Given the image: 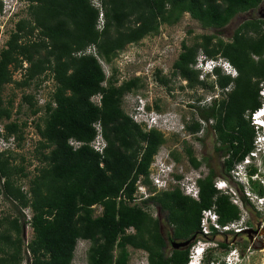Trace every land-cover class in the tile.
I'll return each instance as SVG.
<instances>
[{"label":"trees","instance_id":"obj_1","mask_svg":"<svg viewBox=\"0 0 264 264\" xmlns=\"http://www.w3.org/2000/svg\"><path fill=\"white\" fill-rule=\"evenodd\" d=\"M20 1L26 15L14 21L0 48L2 136L13 135L18 146L25 126V122L9 120L12 99H3L5 85L27 87L49 75L53 89L42 106V117L34 124L39 166L25 190L19 184L27 176L23 166L14 163L12 151L0 152V197L16 212L15 216L0 215V264H22V260L25 264H71L77 240L89 242L86 264H128L127 247L145 252L146 264H185L196 238L207 237L199 235L203 209L213 207L219 224L236 220L239 211L226 194L213 187L211 167L196 181L197 200L181 194L177 187L155 191L149 185L147 168L165 137L160 130L144 129L121 107L125 93L142 87L141 79L133 76L117 82L116 69L111 67L105 76L101 63L111 64L126 45L157 33L162 24H175L184 13L202 28H212L213 33L196 35L189 45L181 42L171 75L184 80L188 88L214 84L227 89L221 99L197 108L200 120L184 124V130L199 141L195 136L201 130L199 121H210L212 150L224 158L220 173L227 177L233 165L253 149L255 131L249 113L261 105L264 20L259 16L245 19L227 40L220 35L236 14L256 8L263 0H97L102 13L98 26L92 0ZM88 47H93L95 55L85 52ZM198 54L226 59L236 75L214 69L211 84L198 80L194 68ZM14 72H19L17 80ZM155 79L162 86L168 83L159 70ZM95 95H99L98 103L92 100ZM20 100L31 114L40 110L33 95L23 94ZM154 109H158L155 104ZM96 122L105 142L101 153L89 146ZM69 139L81 144L73 148ZM182 153L194 169L204 160L196 158L188 145ZM170 156L179 159L175 152ZM138 176L152 194L134 202ZM262 193L258 186L257 194ZM95 206L100 208L98 214H94ZM150 206L155 207V216ZM26 207L31 212V236L24 242L26 222L21 209ZM191 236L194 240L185 249H167L171 241ZM218 247L228 250L230 245L218 241Z\"/></svg>","mask_w":264,"mask_h":264},{"label":"rangeland","instance_id":"obj_2","mask_svg":"<svg viewBox=\"0 0 264 264\" xmlns=\"http://www.w3.org/2000/svg\"><path fill=\"white\" fill-rule=\"evenodd\" d=\"M92 1L97 2V0ZM9 7L11 11L3 15L0 14V48L6 40L14 21L26 15L23 1H19L13 6L10 3ZM255 16H259L264 20V1L254 9L236 14L222 29L221 38L227 40L231 36L233 29L241 21ZM213 32L214 30L212 28H202L197 21L184 13L175 24H162L159 26L157 33L146 35L137 43L126 45L117 53L111 64L101 63V67L105 76H108L110 74V68L114 67L116 69L115 78L117 82L133 76H138L141 79L142 87L135 92L125 93L122 97L121 107L132 120H135L136 113L141 106L147 111L152 110V112H155L158 118L157 128L165 137V142L155 153L157 159L159 155L166 153L164 155H167L165 156L167 163L173 162L175 167L188 170L190 165L182 153L183 146L188 145L191 147L196 158H204L199 166L203 175L206 173L207 167H211L215 172L214 179H223L226 185L237 196H240L241 192L238 185L220 173L219 163L221 162V156L212 150L213 134L210 129V121H199L201 130L195 135L200 139L199 141L195 140L193 135L184 130V124L190 123L191 119L200 120L197 115V108L208 106L213 99H221L224 97L225 90L227 89H220L214 84L210 88L200 85L188 88L184 80L178 76L171 75V64L180 50L181 42L189 45L193 41L194 36ZM194 68L199 69L198 80L205 81L206 84H211L213 77L208 74L205 75L202 72V66L198 64L194 65ZM156 70H159V75L165 76L168 80L166 86L159 85L156 82ZM13 78L17 80L19 78V72H14ZM52 89L53 82L49 75L35 79L27 87L19 88L13 84H7L3 87V99H12L9 120L25 122V126L22 129L23 139L12 151L15 154L14 163L23 166V172L27 173L26 177L19 179V184L24 190L27 187V180L34 174V168L39 166L38 154L34 151L39 137L36 134L34 124L39 122L42 117V106L44 102L49 100ZM23 94H31L34 96L36 106L40 108L37 113L31 114L27 105L21 102L20 98ZM154 104L157 105V110L154 109ZM146 106L148 109H146ZM262 119L264 122V118ZM1 125L2 122H0V127ZM257 133L263 135L264 138V129L257 130ZM171 152L178 154V161L172 160L170 156ZM257 170L258 176L262 177L264 175V157L262 161L260 160V165ZM258 186V183L251 184V191L257 193ZM246 207L244 214L246 224L252 230L258 228V237H254L248 231L242 232L237 236H233L232 234L210 236L209 238L215 241H224L234 251L231 256H227L226 248H213L206 253L202 264L221 263L224 262L226 256L228 259L226 262L228 264H263L264 243L262 240L264 231H261V228L264 227V210L260 212L249 205H246ZM148 210L152 216H155L154 206H150ZM99 211L100 208L95 206L94 214H98ZM3 213H7L10 216L16 215L15 210L10 208L9 203L0 197V215ZM159 217L162 221L160 214ZM161 223L164 224L163 221ZM30 236V228L24 225L22 230L23 241H27ZM88 245V241H76L71 264H86L85 251ZM169 248L170 246L167 247V249ZM127 250L129 252L128 264H145V252L130 247H127ZM236 256L238 258H235ZM22 264H25L24 260H22Z\"/></svg>","mask_w":264,"mask_h":264},{"label":"built area","instance_id":"obj_3","mask_svg":"<svg viewBox=\"0 0 264 264\" xmlns=\"http://www.w3.org/2000/svg\"><path fill=\"white\" fill-rule=\"evenodd\" d=\"M9 1V2H8ZM11 0H0L2 4L1 15L6 12L11 11L10 2ZM14 1V0H12ZM93 6L98 10L97 17V26L102 22V13L101 7L98 2H93ZM86 53L91 52L94 54L93 47H88L85 50ZM199 59L195 62V65L202 66L203 71L206 69H210L213 66H217L221 74L229 75L234 77L236 75L235 69L230 65V63L222 58H207V61L202 63V59L205 58L203 55L198 54ZM198 67V66H197ZM199 70V69H198ZM259 96H264V81L260 84V88L258 91ZM99 95L93 96L92 100L98 103ZM151 113V114H150ZM262 108L261 106L253 110L249 113V119L251 121V125L254 127L255 136H254V147L250 150L241 161L235 163L232 169L229 171L228 176L231 181L240 186V196H237L227 185L223 179H214L213 187L222 194H226L229 198V201L235 205L239 211L238 218L236 220L219 224L217 222V214L214 212L213 207L203 209L201 211L200 219H199V235L207 236L204 239L198 238L193 245L189 247L187 262L185 264H194V260H198L199 257H204L206 253L213 248L218 247V241H215L211 238L212 234L214 235H228V234H240L242 232H246L249 229V226L246 224V220L244 218V214L246 211L245 205H249L253 207L255 210L263 212L264 210V175L262 177L258 176V167L255 172L249 173L248 165L251 163V158L255 156L256 150L260 145V142L263 138V135L257 133V130L264 129V127H260V123H263L264 115H261ZM261 116V119L258 118ZM136 123L140 124L144 129L154 128L157 129L158 118L155 115V112L145 111L144 108H140L136 113L135 120ZM95 135L93 139L90 141L89 146L96 152L101 153L103 147L105 146V142L101 135L100 125L98 122L93 124ZM2 125L0 127V152L2 151H13L16 148V140L13 135H9L6 138L2 136ZM68 143L73 147L79 146L81 143L72 139L68 140ZM175 176H179L176 178ZM203 174L200 168H192L189 167L188 170H182L180 167H175L173 162L165 163L159 158L153 155L148 168H147V180L149 181V185L155 191L168 190L172 187H177L181 194L197 200L198 199V185L196 181L199 178H202ZM260 177V178H258ZM263 178V179H262ZM251 181H255L258 183L259 187L263 191L261 195L257 193H253L251 191ZM152 194L148 190L146 184L142 182V176H138L135 181V191L133 193V201L138 202L140 200L145 199L149 195ZM245 200V205L243 204V200ZM30 209L28 207L22 208L21 212L23 214V219L25 220V226L29 227V221L31 217ZM30 228V227H29ZM234 249L227 250V256H231ZM26 255L29 256L28 251H26ZM224 259V263L228 264ZM72 262V261H71ZM229 262V261H228ZM146 264V260H145ZM213 264H220L219 262H215Z\"/></svg>","mask_w":264,"mask_h":264},{"label":"clouds","instance_id":"obj_4","mask_svg":"<svg viewBox=\"0 0 264 264\" xmlns=\"http://www.w3.org/2000/svg\"><path fill=\"white\" fill-rule=\"evenodd\" d=\"M20 0H14V1H10L11 2V4H12V6L13 5H15L17 2H19ZM1 10H2V4H1V2H0V13H1ZM199 59V55L196 57V60H195V62L197 61ZM202 63L204 62H206L207 61V58L205 57V58H203L202 60ZM214 69H217L218 71H219V68L217 67V66H213L212 68H210V69H206V70H204V71H202L205 75L206 74H208L209 76H212L213 77V75H214V72H213V70ZM220 72V71H219ZM259 88H260V86H259ZM259 99L261 100L260 102H261V108H262V112H263V115H264V96H259ZM141 108H144L143 106H141ZM144 110H145V108H144ZM146 112H147V110H145ZM138 112V111H137ZM264 118V117H263ZM260 127L262 128V127H264V124L263 123H260ZM253 141H254V139H253ZM252 144H253V148H255L254 147V143L252 142ZM161 154V153H160ZM164 154H166V153H163V155L161 154V155H159L158 156V158L160 159V160H162L163 162H165V163H167V161H165V156H167V155H164ZM263 157H264V139H262L261 140V142H260V145H259V147L257 148V150H256V154H255V156L254 157H252L251 158V163L248 165V168L250 169V168H253L255 171H256V169H257V166H259L260 165V160L262 161L263 160ZM254 171V172H255ZM203 256L202 257H199V259L198 260H194V264H202V262H203ZM235 258H238V256H236ZM222 264H225L224 262H222Z\"/></svg>","mask_w":264,"mask_h":264},{"label":"water","instance_id":"obj_5","mask_svg":"<svg viewBox=\"0 0 264 264\" xmlns=\"http://www.w3.org/2000/svg\"><path fill=\"white\" fill-rule=\"evenodd\" d=\"M250 229H248L247 231H249ZM261 231H264V227L261 228ZM194 240V236H191L189 239L183 240V241H171L170 242V247L171 248H182L185 249L190 242H192ZM263 243H264V235H263ZM261 246H263V244H261Z\"/></svg>","mask_w":264,"mask_h":264},{"label":"flooded vegetation","instance_id":"obj_6","mask_svg":"<svg viewBox=\"0 0 264 264\" xmlns=\"http://www.w3.org/2000/svg\"><path fill=\"white\" fill-rule=\"evenodd\" d=\"M264 1V0H263ZM224 158H221V162L223 161ZM219 163V168H222L223 165H221L222 163ZM250 230L248 232H251V234L254 236V237H258V234H259V231H258V228H255L254 230H252L251 228H249ZM255 239V238H254ZM169 246V243L167 244V247Z\"/></svg>","mask_w":264,"mask_h":264},{"label":"bare ground","instance_id":"obj_7","mask_svg":"<svg viewBox=\"0 0 264 264\" xmlns=\"http://www.w3.org/2000/svg\"><path fill=\"white\" fill-rule=\"evenodd\" d=\"M261 115H263V113ZM260 119H261V116L258 118V120H260ZM263 264H264V262H263Z\"/></svg>","mask_w":264,"mask_h":264},{"label":"crops","instance_id":"obj_8","mask_svg":"<svg viewBox=\"0 0 264 264\" xmlns=\"http://www.w3.org/2000/svg\"><path fill=\"white\" fill-rule=\"evenodd\" d=\"M242 22V21H241Z\"/></svg>","mask_w":264,"mask_h":264}]
</instances>
